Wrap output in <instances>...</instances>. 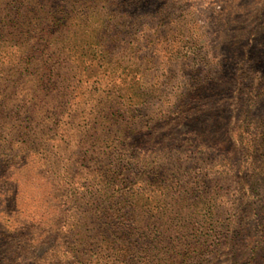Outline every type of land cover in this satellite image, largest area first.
I'll return each instance as SVG.
<instances>
[{
    "label": "rangeland",
    "instance_id": "1",
    "mask_svg": "<svg viewBox=\"0 0 264 264\" xmlns=\"http://www.w3.org/2000/svg\"><path fill=\"white\" fill-rule=\"evenodd\" d=\"M107 8L114 10V23L107 25L92 13L84 24L72 22L70 57L56 58L58 87L41 103L29 101L32 82L4 88L7 76L0 74V100H6L0 101V159L12 158L6 168L11 180L0 183L1 198L15 192V211L0 212V223L21 234L29 226L27 239L33 244L49 237L13 264H47L53 250L71 258L78 230H86L89 250L78 264H112L106 251L90 247L101 235L97 218L87 210L101 195L102 171L118 168L122 151L132 152L118 146L120 126H129L125 141L141 139L133 153L147 154L154 144L159 147L160 134L165 141L194 136L195 127L178 119L186 113L193 114L194 126L207 138L229 127L243 147L241 159L233 166L219 152L214 161L203 159L206 149L191 153L167 140L171 146L160 154L170 157L168 174L176 175L182 188H200L203 180L209 183L222 174L211 190L215 213L200 210L192 219L195 229L183 228L178 238L170 235L175 248L139 253L131 264H264L256 230L264 218V184L250 227L244 224L247 231L237 237L230 229L238 163L249 179L264 169V0H140L134 8L114 0ZM105 57L110 63L102 61ZM140 92L146 94L144 101ZM113 105L119 110L109 112L118 122L108 123L103 116ZM29 140L45 146L29 149ZM56 226L64 234L59 246L52 234ZM255 244L260 246L256 254ZM2 250L0 264L6 263Z\"/></svg>",
    "mask_w": 264,
    "mask_h": 264
},
{
    "label": "trees",
    "instance_id": "2",
    "mask_svg": "<svg viewBox=\"0 0 264 264\" xmlns=\"http://www.w3.org/2000/svg\"><path fill=\"white\" fill-rule=\"evenodd\" d=\"M124 1L127 8H134L140 3V0ZM113 2L114 0H0V74L2 77L7 76L4 80L6 86L4 88H13L26 79L34 85V90L27 93L30 97L29 101L34 99L39 103L44 101L47 93L55 91L58 87L55 77L59 76L54 72L56 58L70 57L67 40L72 22L76 20L79 24H84L92 13L107 25L114 23L116 18L114 10L107 8ZM60 42L61 45H58ZM102 61L110 63L111 60L105 57ZM137 95L142 97V101L146 98V94L142 92ZM0 101L1 104L5 102V97L2 96ZM137 101L139 100L135 103ZM114 105L108 108L103 116L108 123L118 122L112 116L113 112H109L112 109L119 110ZM232 111L233 108H231ZM217 112L218 117L224 120L221 116V109ZM183 115L178 119L184 123L190 122L195 127V134L191 138L172 136L167 139L172 142L171 145L178 143V146L191 148V153L197 152V154H201L202 149H206L207 152H204L203 159L210 156L211 161L215 160L216 152H219L221 153L219 157L223 162L232 166L233 161L241 159L243 147L241 142L230 134L229 127L222 126L217 130L216 135L213 134L211 138H207L204 136L205 133L201 134L202 131L194 126L193 114ZM128 127L126 123L121 124L119 133L122 140L119 141L118 146L121 150L132 152L122 151L118 168L113 165L111 169L107 168L106 171H102L101 177L104 183L101 184V195L88 205L89 210H87L91 217L97 218L98 234L101 235V238L96 243L94 242L95 244L90 243V247H99L102 254L106 251L112 264H131L135 255L142 252L149 253L154 249L160 251L162 246L169 245L170 249L175 248L173 245L175 240H170L172 233H175V238H178V233L183 228L195 229V222L192 219L196 213H200V210L215 213V207L211 208L210 198L213 196L211 190L224 179L219 173L217 177L209 180V183L203 180L200 188H182L180 179L174 174H168V169L171 167L170 157L163 158L160 154L166 149L167 140L165 141L160 134L161 137H156L159 138L160 143L158 148H155L154 144L151 148L147 147L149 153L134 154L133 147L137 146L141 139L135 140V143L130 141L131 139L125 141ZM197 131L201 136L198 137ZM153 133L151 130L147 134L150 137L145 142L152 138ZM25 145L29 149L36 150V145L42 149L45 143L39 140L37 142L29 140ZM11 159H0V165L2 164L4 168V170L0 169V183L5 184L11 180L9 174L6 173ZM242 168L241 161L234 172L238 179V196L232 203L235 210V222L234 225H230V229L237 237L241 236L243 231H247L248 228H245L244 224L250 227L249 220L254 215L253 213H256V204H259L255 202V199L258 198L259 190L264 184V169H260L253 178L250 176L251 179H249V175ZM1 195L2 193L0 200L4 201L5 208L0 212L8 215L15 211V192L10 195L4 194V198H1ZM262 220L256 230L261 238L258 243L264 245V218ZM78 224L79 221H76L72 227L77 228ZM61 227L56 226L52 231L55 240H59L57 246L64 241ZM29 229V226L22 227L21 234L19 229L10 230L0 223V249L3 248L1 254L4 253L6 256V263L3 264H13L14 260L22 254L28 257L32 254L30 250L47 242L49 237L42 238L39 240L40 243L30 242L27 239L31 236ZM82 231L84 232L78 230L75 233L81 237L77 241L73 240L72 245L75 248L71 258L64 259L65 253L60 256L53 250L47 264H78L81 262L80 260L89 251L83 234L86 230ZM69 235L67 232L66 237ZM179 240L180 237L177 241ZM258 247H260L258 244L253 246L254 254Z\"/></svg>",
    "mask_w": 264,
    "mask_h": 264
}]
</instances>
